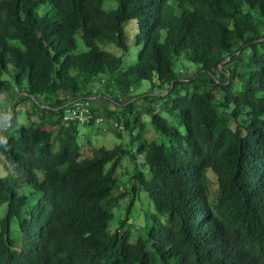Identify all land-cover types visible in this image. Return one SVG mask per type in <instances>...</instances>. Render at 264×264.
<instances>
[{"label":"trees","instance_id":"1","mask_svg":"<svg viewBox=\"0 0 264 264\" xmlns=\"http://www.w3.org/2000/svg\"><path fill=\"white\" fill-rule=\"evenodd\" d=\"M103 1L0 0V94L16 96L2 112L14 134L0 138V165L30 189L0 178V264H264V0H112L107 9ZM131 20L140 48L122 68L102 46L125 51ZM75 33L84 51L75 52ZM178 57L195 70L176 75ZM96 78L100 97L123 106L91 110L121 122L129 139L83 155L80 125L61 121L59 107L91 97ZM139 80L155 94L136 111L128 91ZM25 99L37 121L17 125L13 107ZM157 99L170 122L149 107ZM134 113L147 114L167 143L146 141ZM138 153L149 175L134 166L125 215L111 229L126 193L114 192L115 170ZM136 189L165 223L151 216L145 237L131 241Z\"/></svg>","mask_w":264,"mask_h":264},{"label":"rangeland","instance_id":"2","mask_svg":"<svg viewBox=\"0 0 264 264\" xmlns=\"http://www.w3.org/2000/svg\"><path fill=\"white\" fill-rule=\"evenodd\" d=\"M102 7L104 9L113 8L115 7V2L112 0H104L102 2ZM46 10L47 7L42 5L36 8V12L39 15L44 14ZM134 32H135L134 21L131 20L126 22L124 25V36L126 43L125 51H122L121 49L115 47L114 45L102 46L104 50L116 56L119 55L121 56L122 65H123L122 68H125L127 65L135 61L136 53L140 48V45L135 44L133 41ZM74 40L76 45L75 52H81L86 49L82 44L78 33H75ZM195 68L196 66L191 61H188L185 58L178 57L172 60V69L176 75L186 72H189L190 74L193 70H195ZM226 76L229 77V74L226 73ZM1 77L8 79V77L5 74H3ZM102 77L103 76H101L100 79ZM86 88L91 91L92 94L91 97H94L90 100V104L92 108L96 109V111H98L99 113L102 112L104 108L109 110H114L115 112H119L121 106H123L119 103L107 101V99H109L108 97H106L107 99L100 97V94L103 95L105 94H104L103 85L102 83L99 82V78L94 79L90 84L86 85ZM149 88H150V84L147 80H139L133 85H131L128 93L131 96V100L135 101L133 107L134 110L137 111L139 107H144V102L142 101L141 96H143ZM147 93L150 96L155 94L152 91H148ZM15 98L16 96L13 97V93L11 91L9 93L0 94V138L5 133L14 134L13 132L14 130L4 129L5 119L1 117H4L3 116L4 111L5 110L7 111L8 107L11 106V103L14 102ZM162 101L163 99H157L156 102H154L155 106L152 103L149 105V107L152 108L155 107L154 108L155 111L159 115H161L164 119H166L168 122H170L171 118L168 115V113L164 109H158L157 107L158 103ZM30 106H31L30 101L28 99H25L23 103L16 104L13 107V109L15 110L17 125L22 124L24 126H28L31 122L37 121L36 116L27 117V115L24 112V110L31 112L32 107ZM35 112L39 113V110H36ZM130 116H134L137 122L141 121L140 123L142 125V137L146 141H152L156 144L167 143V140L163 138L150 124L147 114L142 113L140 115L139 121H138L139 115L137 113H134ZM114 120L115 118L107 121L103 119L100 122H93L91 125L77 126L78 142L80 143V150L83 153V155L88 154L91 149H97L100 147H104L106 149H109L115 145H121L122 147H126L129 139V133L127 130H121L117 132L119 133V136H117L115 134L116 131L114 130L115 131L114 133V131L110 127V122ZM55 148L56 146L54 144V149ZM133 154H135V150L133 151ZM134 166H136L139 170H141L146 177L149 175L147 166L144 163H142V156L139 153L136 154L135 160H130L128 158V155H124L121 158L120 164L115 170L116 182L114 184V192H116L117 190L118 191L125 190L126 193L120 198H118L115 206L112 208V219L109 221V227L111 229H115L118 226L119 220L122 219L125 215L126 206L130 198L131 180L129 179V177L132 172V169H134ZM16 176H17V181L20 185L19 193L28 195L30 193V189L24 185L23 180H21L20 176L15 174L11 169H8L7 167L5 168L2 165H0V178H9ZM34 196L37 197L40 196V194L37 193ZM4 207H5L4 205H0V216L4 212ZM9 210L11 213H13V210L11 208H9ZM154 215L162 223H165V213L158 212L156 208L153 206V204L150 202L146 194L142 190L136 189L133 202L128 212V219H127L128 226H126L130 230L131 241L134 240V238L137 236L145 237L146 228L150 221V217ZM9 228L13 234L16 229L15 218H13L12 221L10 222Z\"/></svg>","mask_w":264,"mask_h":264},{"label":"built area","instance_id":"3","mask_svg":"<svg viewBox=\"0 0 264 264\" xmlns=\"http://www.w3.org/2000/svg\"><path fill=\"white\" fill-rule=\"evenodd\" d=\"M69 101L71 102L61 109V121L70 120L74 121L77 125H84L102 120L101 116L94 115L95 113L91 110V104L88 99L78 98ZM110 127L113 131L117 132L122 129V123L111 121Z\"/></svg>","mask_w":264,"mask_h":264},{"label":"water","instance_id":"4","mask_svg":"<svg viewBox=\"0 0 264 264\" xmlns=\"http://www.w3.org/2000/svg\"><path fill=\"white\" fill-rule=\"evenodd\" d=\"M227 59H228V58L225 57L224 60H223L222 62L226 61ZM170 86H171V84H170ZM170 86H169V87H170ZM165 93H166V92H163V93H160L159 95H164ZM83 98H84V99H88V100L90 99L89 96H85V97H83ZM76 99H78V98H76ZM70 102H71V101L66 102L65 104H63L62 106H60L59 109H62L63 106H66V105H67L68 103H70ZM12 103H13V102H12ZM12 103H11V104H12ZM9 108H10V106L8 107V109H9ZM8 109H7V112H8Z\"/></svg>","mask_w":264,"mask_h":264},{"label":"crops","instance_id":"5","mask_svg":"<svg viewBox=\"0 0 264 264\" xmlns=\"http://www.w3.org/2000/svg\"><path fill=\"white\" fill-rule=\"evenodd\" d=\"M92 98H94V97H90V99H89V100H91Z\"/></svg>","mask_w":264,"mask_h":264},{"label":"clouds","instance_id":"6","mask_svg":"<svg viewBox=\"0 0 264 264\" xmlns=\"http://www.w3.org/2000/svg\"><path fill=\"white\" fill-rule=\"evenodd\" d=\"M84 99V98H83ZM90 101V100H89ZM102 121V120H101ZM118 132V131H117ZM114 133H115V131H114Z\"/></svg>","mask_w":264,"mask_h":264},{"label":"bare ground","instance_id":"7","mask_svg":"<svg viewBox=\"0 0 264 264\" xmlns=\"http://www.w3.org/2000/svg\"><path fill=\"white\" fill-rule=\"evenodd\" d=\"M66 121H68V120H66Z\"/></svg>","mask_w":264,"mask_h":264}]
</instances>
